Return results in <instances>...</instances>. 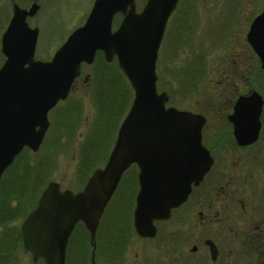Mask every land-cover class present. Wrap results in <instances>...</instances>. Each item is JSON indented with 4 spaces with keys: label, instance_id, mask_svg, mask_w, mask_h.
I'll return each mask as SVG.
<instances>
[{
    "label": "flooded vegetation",
    "instance_id": "1",
    "mask_svg": "<svg viewBox=\"0 0 264 264\" xmlns=\"http://www.w3.org/2000/svg\"><path fill=\"white\" fill-rule=\"evenodd\" d=\"M97 1L0 0V66L5 60V50L12 53L25 52L22 45L26 46L27 43L33 45L34 60L48 61L65 39L86 22ZM229 1L222 9L224 14L233 12L234 9L238 15L240 8L244 9L252 4ZM147 2L148 0H100L94 9L93 24L108 25V30L112 33L123 19L139 15ZM219 2L221 0H176L166 17L157 54L163 50L175 55L186 39L184 37H187L184 32L190 34L197 18L205 15L200 11L220 6ZM263 6L264 2L260 8L254 9L257 11L247 18L249 20L246 25L249 26ZM155 15L158 13L152 12L149 17ZM181 25L184 30L180 29ZM241 41L250 55V62L242 64L240 70L235 61L210 66L212 70H209L206 88L210 109L207 114L192 108L166 104V93L164 107H173L203 117L199 142L204 151L202 157H208L210 162L199 181L190 184L185 199L171 207L166 217L152 220V235H139L132 223L138 189V168L135 163H131L124 172L135 171L134 194L113 191V207L109 208L110 221L100 224L99 218L92 239L81 222L75 223L64 248L63 264H264V78H261L264 68L260 67L259 58L246 38H241ZM194 66L204 72L209 68L205 62ZM117 70L120 69L114 56L106 61L103 51L95 50L91 63H80L78 75L73 79L69 91L79 82L84 86L88 85L92 79L98 84L103 81L104 84H115L114 75ZM175 70L180 69H173ZM174 74L179 76L178 73ZM68 93L47 110V126L39 146L47 145L49 141L52 143L51 137L48 138L52 131L65 133ZM243 98H248L245 106L253 109L256 101L260 100L257 130L251 121L243 119L247 112L238 110L237 105ZM210 113L221 119L219 125L205 127L206 115ZM40 126L36 124L35 130ZM179 147L187 148L185 142L179 143ZM24 149L29 150L23 147L21 151ZM132 177L133 175L127 176ZM59 189L62 190L60 187ZM116 194H119V199ZM122 198L129 199V202L122 207V210L126 209V216L124 223L119 224L117 212L121 208L117 206V201ZM22 219L14 225L18 230ZM78 223L84 229L77 226ZM100 227L103 229L100 230ZM13 233L10 238H5L9 247L6 253L0 247V264L16 263L17 250H21L32 264H43L41 257L33 260L31 254L23 248L20 231L19 239Z\"/></svg>",
    "mask_w": 264,
    "mask_h": 264
},
{
    "label": "water",
    "instance_id": "2",
    "mask_svg": "<svg viewBox=\"0 0 264 264\" xmlns=\"http://www.w3.org/2000/svg\"><path fill=\"white\" fill-rule=\"evenodd\" d=\"M99 1L48 61L34 60L33 45L27 43L22 45L25 52L5 50L0 66V177L23 147L37 150L47 126V110L65 98L80 63H91L95 50L103 51L106 61L116 58L132 91L104 164L92 170L76 192L60 190L56 181H48L20 222L23 248L33 260L41 257L43 264H63L75 223L81 222L93 238L105 205L131 163L138 168L133 228L149 236L154 232L152 220L166 217L171 207L182 202L210 162L202 157L199 142L203 117L164 107L167 95L155 87L157 49L176 0H148L139 15L123 19L112 33L108 25L93 24ZM152 12L158 15L149 17ZM245 38L264 68V6L250 22ZM247 99L237 107L247 112L243 119L257 130L260 100L253 109L245 106ZM36 124L41 125L38 130ZM182 142L187 148L179 147Z\"/></svg>",
    "mask_w": 264,
    "mask_h": 264
},
{
    "label": "rangeland",
    "instance_id": "3",
    "mask_svg": "<svg viewBox=\"0 0 264 264\" xmlns=\"http://www.w3.org/2000/svg\"><path fill=\"white\" fill-rule=\"evenodd\" d=\"M226 2L227 0H221L219 2L220 6L200 11L201 13L204 12L205 15L200 19L197 18L190 34L184 32L187 37H184L186 39L181 43L175 55L163 52V50L157 54L155 87L157 92L164 91L167 93L168 100L166 104L185 109L192 108L202 114H207L210 109L208 98L206 97L207 78L210 77L209 70H212L210 66L214 63L229 64L235 61L236 64L240 65L237 66L238 70H240L243 66L242 64L250 62V55L247 54L248 51L244 48L246 46L242 43L241 38H245L248 27L246 24H248L249 20L247 18L256 13L257 10L255 11L254 9L260 8L264 0H235V3L252 2L248 7L240 8L238 15L237 10L234 11V9H232L233 12L223 13L224 10L222 9L226 6ZM180 29L184 30L185 28L181 25ZM224 40H227V43ZM202 62L208 63L207 72L194 66V64ZM184 67L196 68V70L194 69L196 82H191L190 85L184 84L179 79V76L174 74ZM173 69L180 70L173 71ZM261 78H264V74H261ZM96 85L99 84L94 83L93 79L92 82L90 81L85 86L80 82L74 85L66 98L68 107L65 133L52 131L48 135V138L51 137L52 143L49 141L48 144L46 143L47 145H40L36 151H30L32 152L31 157L34 159L45 158L46 182L49 180L56 181L61 189H69L73 192L78 191L83 183L82 176L90 169L92 171L103 164L113 144L117 129H115V124L111 127L106 121L97 120L98 113L92 92ZM206 116L207 123L205 127H215L221 122V119L214 117L212 113ZM53 120L56 121L55 118ZM87 147L91 151L88 157L84 154L88 151ZM79 161L84 164L79 166ZM134 174L135 171L127 172L118 192H123L127 176L133 175L135 177ZM117 197L118 199L120 198L119 194H116ZM10 205L14 206V203L11 202ZM112 207V203H109L102 219H109ZM125 210L121 209L119 212L124 215ZM102 223H105V220ZM17 224L18 220L5 226L3 231L5 238H10L13 233L12 227ZM101 229L103 228L100 227ZM76 233L77 231H75L74 237H76ZM14 264L32 263L21 250H17L16 263ZM35 264L40 263L36 262Z\"/></svg>",
    "mask_w": 264,
    "mask_h": 264
},
{
    "label": "trees",
    "instance_id": "4",
    "mask_svg": "<svg viewBox=\"0 0 264 264\" xmlns=\"http://www.w3.org/2000/svg\"><path fill=\"white\" fill-rule=\"evenodd\" d=\"M176 73L179 74V79L184 84L186 83L187 85H190L191 82H196L194 78L195 71L191 67H184ZM114 80L115 84L111 85H108L107 83L104 84L105 81H103L102 84L96 85L92 92L94 95V104L98 113L97 120L101 119L99 121H106V123L111 127L115 124L116 129L118 122L123 117L130 104L132 92L127 80L120 70H117V73H115ZM88 147H90V145H88ZM90 152L91 151H89L88 148L87 153H84L85 156L88 157ZM31 156L32 152L26 149L22 150L15 156L12 163L7 166L0 177V247L5 253L6 249L9 248L6 244L5 235L3 232L5 226L12 223L13 221L15 222L16 220L22 219L26 215V213L34 205L36 198L46 183L45 158L34 159ZM83 164L84 163L79 161V166H82ZM90 171L91 169L82 176V180L85 179ZM127 172L128 170L123 173L120 182L115 188V192H117L121 187L122 180L125 178L124 176L127 174ZM124 187L125 188L123 191L132 194L136 189L135 178H127L125 180ZM112 198L113 196L107 202L102 212L99 220L100 224L103 222V220H105V223L110 221L109 219L102 218L105 215L107 207L109 206V203H111ZM11 202L14 203V206L10 205ZM117 202V206H120L122 209V207L127 206L129 199L122 198ZM121 213L122 212H119L118 210L117 222L119 224L124 223L126 216L125 214L122 215ZM77 226H80L82 229H84L81 223H78ZM12 232H14L13 235L16 239L20 238L17 227L13 226Z\"/></svg>",
    "mask_w": 264,
    "mask_h": 264
}]
</instances>
